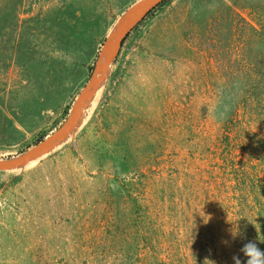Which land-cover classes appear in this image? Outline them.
Segmentation results:
<instances>
[{"label":"rangeland","instance_id":"374dc122","mask_svg":"<svg viewBox=\"0 0 264 264\" xmlns=\"http://www.w3.org/2000/svg\"><path fill=\"white\" fill-rule=\"evenodd\" d=\"M135 1L0 0V158L66 121ZM248 241L264 251V0L155 8L69 138L0 171V264H246Z\"/></svg>","mask_w":264,"mask_h":264},{"label":"water","instance_id":"95a60500","mask_svg":"<svg viewBox=\"0 0 264 264\" xmlns=\"http://www.w3.org/2000/svg\"><path fill=\"white\" fill-rule=\"evenodd\" d=\"M164 1L137 0L122 13L107 34L93 72L86 85L78 94L66 121L55 132L23 153L10 158H0V171L24 167L30 161L52 151L56 146L69 138L70 134L83 122L85 110L90 108L95 94L103 86L110 67L119 55L126 37L133 28Z\"/></svg>","mask_w":264,"mask_h":264},{"label":"clouds","instance_id":"9594fccd","mask_svg":"<svg viewBox=\"0 0 264 264\" xmlns=\"http://www.w3.org/2000/svg\"><path fill=\"white\" fill-rule=\"evenodd\" d=\"M230 234L232 240L234 241L238 236L241 235L240 229L234 225L232 229H230ZM224 244H228L227 240L222 241ZM240 252L247 258L246 264H264V251H262L256 244L255 241H248L241 247ZM234 264H243L239 255H234L232 257ZM210 261V260H205ZM212 264L215 262L211 261Z\"/></svg>","mask_w":264,"mask_h":264},{"label":"trees","instance_id":"16d2710c","mask_svg":"<svg viewBox=\"0 0 264 264\" xmlns=\"http://www.w3.org/2000/svg\"><path fill=\"white\" fill-rule=\"evenodd\" d=\"M169 1H171V0H165V1L162 2L160 5H158V7L161 6V5H164L165 3H168ZM156 8H157V7H156ZM154 10H155V9H154ZM154 10H153V11H154ZM151 12H152V11H151Z\"/></svg>","mask_w":264,"mask_h":264},{"label":"bare ground","instance_id":"6f19581e","mask_svg":"<svg viewBox=\"0 0 264 264\" xmlns=\"http://www.w3.org/2000/svg\"><path fill=\"white\" fill-rule=\"evenodd\" d=\"M33 161V160H32ZM31 162V161H30ZM16 169V168H15Z\"/></svg>","mask_w":264,"mask_h":264}]
</instances>
